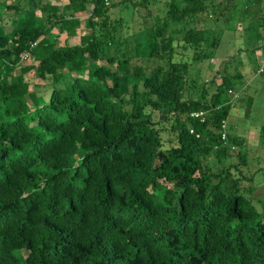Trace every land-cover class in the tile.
Listing matches in <instances>:
<instances>
[{
    "label": "trees",
    "instance_id": "trees-1",
    "mask_svg": "<svg viewBox=\"0 0 264 264\" xmlns=\"http://www.w3.org/2000/svg\"><path fill=\"white\" fill-rule=\"evenodd\" d=\"M25 1L0 33V264H264V206L245 194L264 156L245 174L225 133L241 74L225 62L196 96L188 81L231 2ZM157 2L162 18L122 33L117 8Z\"/></svg>",
    "mask_w": 264,
    "mask_h": 264
},
{
    "label": "rangeland",
    "instance_id": "rangeland-1",
    "mask_svg": "<svg viewBox=\"0 0 264 264\" xmlns=\"http://www.w3.org/2000/svg\"><path fill=\"white\" fill-rule=\"evenodd\" d=\"M25 0H0V33H7L13 30L11 20L17 18L13 9H5L7 5L17 3V10L20 17L24 14ZM228 6L231 2L233 9L225 16H213L203 23L206 29H212L218 36L217 46L212 50L209 60L200 63H193L189 69V85H194V94L197 95L201 83L211 77L219 81L218 75H223V66L226 62V73L232 75L239 72L241 78L234 84L237 96L240 98L230 108L225 122V133L235 135L242 140L241 145L233 147L234 154L239 149L245 154L247 162L243 168L245 174L254 172L262 166L264 156V0H222ZM52 4L60 8L64 1H53ZM229 7V6H228ZM86 10L88 6L85 5ZM123 17L124 27L122 33L126 36H134L150 26L157 18H162L164 7L159 3L150 6L149 15H145V9H133L130 6L118 9ZM116 12V11H115ZM145 12V14H143ZM86 12L75 14L80 19V26L75 31V36L70 42L77 41L79 35L87 34L83 26L82 16ZM67 16V13H66ZM198 30L203 29L202 24H195ZM64 35H61L59 42H62ZM40 47L34 49L35 60L40 55ZM26 60V58H23ZM24 63V61H23ZM114 69V67L112 66ZM18 72L16 71L15 74ZM33 70L27 77H35ZM48 90L46 91V94ZM232 95V94H231ZM250 99V105L245 102ZM161 137L166 141L172 135L165 132ZM251 190L245 192L257 211L264 206V173L256 172L252 175Z\"/></svg>",
    "mask_w": 264,
    "mask_h": 264
},
{
    "label": "built area",
    "instance_id": "built-area-1",
    "mask_svg": "<svg viewBox=\"0 0 264 264\" xmlns=\"http://www.w3.org/2000/svg\"><path fill=\"white\" fill-rule=\"evenodd\" d=\"M202 115V113H191L190 117L196 118V117H200ZM191 132V131H189ZM220 138L223 140L224 139V134H221Z\"/></svg>",
    "mask_w": 264,
    "mask_h": 264
}]
</instances>
